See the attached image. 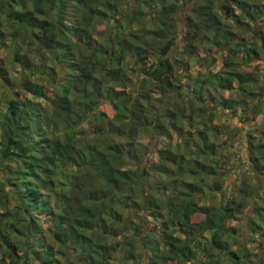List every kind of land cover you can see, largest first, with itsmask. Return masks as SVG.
Masks as SVG:
<instances>
[{"label":"trees","instance_id":"trees-1","mask_svg":"<svg viewBox=\"0 0 264 264\" xmlns=\"http://www.w3.org/2000/svg\"><path fill=\"white\" fill-rule=\"evenodd\" d=\"M232 1L240 20L262 17V0L251 12L245 0H0V264H264V127L244 161L230 143L250 130L222 127L214 106L236 90L229 110L264 116L253 101L264 74L240 67L260 50L223 17ZM204 40L224 44V67L190 78ZM142 134L175 144L154 162ZM208 194L217 207L201 203Z\"/></svg>","mask_w":264,"mask_h":264},{"label":"rangeland","instance_id":"rangeland-1","mask_svg":"<svg viewBox=\"0 0 264 264\" xmlns=\"http://www.w3.org/2000/svg\"><path fill=\"white\" fill-rule=\"evenodd\" d=\"M222 0H216L217 4H220ZM243 1V0H242ZM247 1V3L243 2V6H245L247 8L248 11H252L251 6H255L256 3H254L253 0H245ZM232 9L230 11L228 10H221L223 17H228V24L230 26V28L232 30H234L237 34H238V38L240 39H244L245 41H247L252 48L255 46L258 48V50H260V54H259V60L258 61H253L254 65H248L247 63H251L250 61H245L244 63L241 64V68L245 69V68H249L250 70H253V73H259L260 74H264V41L260 40L258 41V35L259 34H255L257 32H249L251 29H249V25H256V28H260V33L264 35V0L261 1L260 4V14H262V17H259L255 20H251L250 18H243L242 20H240L239 18H242V16L245 14L242 10V8L240 7V4H238L237 2L232 1ZM188 12V8L186 7V12L182 14L181 18L179 19L180 21L178 22V26H176L174 32L177 35L176 38V42L177 45L176 47L179 49L178 52L181 51V49L184 46V29L183 26L184 24L188 23L187 20V13ZM263 18V19H260ZM201 25V24H200ZM202 26V25H201ZM200 26V27H201ZM242 29H246L247 31H242ZM211 33L208 34V36ZM219 41H222L219 38ZM224 44H219V46H214L212 45V43L209 40H204L202 42V45L199 46V48H197V53H195V55L193 56V58L190 60L191 66H190V70H189V74H190V78H193L194 76H196V74L198 73H206V72H210V71H217L220 70L224 67L223 65V58L225 56H227V50L223 48ZM175 47V48H176ZM247 50H251V48H248L246 50H238L235 49L234 46H231V52L232 53H236L237 56L240 57H245ZM204 58V60L202 61V65L197 62L198 58ZM194 75V76H192ZM14 77H17L16 73H13ZM190 90V89H188ZM230 93L236 95L237 91L236 90H230V91H224V93L219 96L218 100H215L214 102V106H215V111L217 113V122L219 125H221L222 127H230L233 129H237V127L241 126V125H245L246 128L250 131H248V133H245L247 137L239 134L236 130V140L232 143H230V146H237L239 144V151L240 154L243 157V160L246 161L244 159V154H243V149L245 148V146L247 145V141L250 138V132L251 130H253L254 128H259V126L261 125L262 127H264V116L262 117H257V118H253V116H251V113H249V110H247V114L245 112V114L241 111L237 112V113H233L231 110H229L230 108H228L226 106L225 103V99L227 97L230 96ZM259 94L261 96H257L253 101H256V99L261 100L264 102V81L260 80V83L258 84V86L256 87V91L255 94ZM251 99V98H250ZM253 101L251 102V105L253 103ZM103 110L107 111V113L111 116H113L114 114V109L109 105V104H103L102 107ZM197 139H194V141ZM139 142L140 144L138 145V147L140 148H148L150 150L148 156L149 159H151V161L154 162H158V156L156 155V151H158V148H167V147H173L172 144H175V138H168L167 136H160L158 141H155V139L150 138L149 136L142 134L141 137H139ZM232 153V152H231ZM225 154L230 155V151H227ZM264 157V156H263ZM264 159V158H263ZM204 161L211 163L210 160L208 159H204ZM233 161H237L235 158L232 159L231 158L228 159L227 162L232 163ZM264 161V160H263ZM230 163L228 164V166H230ZM238 164H240V162H237ZM131 168V166H125L123 170H129ZM242 169L246 170L247 166L246 164H244L242 167ZM237 169H235L234 173H236ZM156 173H150L148 175V181L152 183V188H156L157 184L161 181V175ZM192 179V178H190ZM235 178H233L231 181H234ZM243 186V185H242ZM150 188L146 187V190L148 191ZM229 194V193H228ZM229 196V195H228ZM227 196V197H228ZM226 197V196H225ZM224 197V198H225ZM223 198V199H224ZM226 199V198H225ZM201 203H203L205 206L208 207H217L220 203L219 200H217L216 196H214L213 194H208L207 196H205ZM197 219H200L199 217ZM243 222L244 219H239ZM245 221V220H244ZM154 222H151V225H149L148 228H151L152 230H158L161 232V224H156V227L153 226ZM176 231L175 234L177 236H182L183 234L178 233L179 230V225L175 226ZM259 234V233H258ZM144 238L146 237V235H149V233L147 231H143L141 234ZM150 235H154L156 236L155 233H150ZM184 237V235L182 236ZM140 240H142L140 237H138ZM248 238L250 239V243H252V245H256L257 242L256 237L253 235V233L251 235H248ZM121 239V238H120ZM253 240V241H251ZM129 241L132 242L134 241L133 244H135L136 246V254H141L142 255V262H145L148 260V252L145 254V247L142 245V242H138L136 237L133 236L131 238H129ZM119 242V239H118ZM116 255L119 256L120 255V251L122 250V245H117V249H116ZM143 252V253H142ZM114 255V258H116L117 256ZM140 261V262H141Z\"/></svg>","mask_w":264,"mask_h":264}]
</instances>
